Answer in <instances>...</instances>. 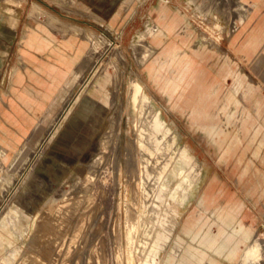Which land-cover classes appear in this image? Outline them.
Returning a JSON list of instances; mask_svg holds the SVG:
<instances>
[{"label": "rangeland", "instance_id": "rangeland-1", "mask_svg": "<svg viewBox=\"0 0 264 264\" xmlns=\"http://www.w3.org/2000/svg\"><path fill=\"white\" fill-rule=\"evenodd\" d=\"M153 1L155 0H126L123 12L111 14L107 19L101 17V21L96 14L85 12L72 5L73 1L71 0H18V2L17 0H0V4L2 3L0 5L1 22L4 21L6 24L15 27L23 14H25L23 18H27L26 15L31 12L34 5L32 3H36L39 8L53 17L54 23H60L62 27L89 30L97 38L93 41L98 46L96 49L90 42V45H93L92 57L84 56L78 65L70 84L56 107L53 108L52 114L49 116V123L47 126H41L46 131L40 136L41 138L34 139L26 147L16 172L5 167L4 171L0 173L7 179L6 182L0 184V264H35V262L41 264V260L39 262L41 258L42 264H54V262L55 264H130L131 258L134 259L135 264H153V262L165 264L170 254L176 256L178 264H213L214 262L218 264H264V255H260L264 254V205H261L260 237L249 242L244 252H240L238 257L232 258L233 254L224 250L226 246L222 241V237L228 231L234 233L228 228H221L223 236L220 240L206 247V236L209 241L213 231L218 229L220 224L223 226L227 224L225 220L222 221L218 218L219 215H223L221 214V206H214L213 217L206 214L208 210L204 205V191L201 188L195 189L200 181L204 180V169L200 172V168L203 166L205 168L207 165H213L220 170L226 165H234L236 160L243 157L241 159L245 161V164L253 165V161H256L257 166L264 167L262 155L264 153V108L258 107L259 101H264V97L256 91V80L253 81L248 76V74L250 75L248 70L251 69V66L246 65L247 62L243 66L240 61L242 57L237 55L234 47L243 32L252 24L254 13H249L244 9L246 7L242 0H217L207 11L201 4L209 0H197L196 5L192 0H181L180 4L157 0L147 10L146 5ZM236 3L240 4L243 10ZM167 14L172 16V21L175 23L176 29H174L173 36L156 37L150 34V28L159 29L160 22L166 18ZM178 17L181 18L182 23H180V18L176 19ZM241 19L242 25L237 23ZM254 30L253 27L248 32L242 44ZM170 38L174 39L175 49L172 50L171 56L164 57L163 60L167 62L161 65L158 75L150 78L145 69L146 64L155 57L157 51L159 52L165 47ZM142 39L156 47L153 56L147 60L142 59V42H140ZM87 41L89 43V39ZM195 43L197 46H194ZM242 44L241 46L244 47ZM190 49L193 54L197 53L201 56H188L186 53ZM179 56L182 58L173 62L174 58ZM246 57L250 58L249 56ZM260 57H256L255 64ZM180 60L181 62H179ZM188 62H192V67L186 69L185 66ZM206 68L210 69L212 73L205 85L201 77ZM183 72L184 74L187 73L186 80H189V83L181 86V89L186 93L184 98L190 97L196 87L194 82L198 80L202 81L201 90L207 98L199 103L200 99L197 96L193 99L192 106L184 110L177 108L165 91V78H168L167 82L180 81ZM217 73L223 75L222 82L213 85L215 77L218 76ZM136 75L139 76L137 79L143 83L145 91L153 98V101L143 113L134 108V113L137 116V120L134 122L129 113L132 79ZM110 77L116 78L114 83L102 84ZM159 79L160 81L157 82ZM90 80L91 86H98L96 96L104 108L101 126L98 132L85 143L87 144L85 150L76 154V159L73 162L66 163L59 160L58 163L52 164L48 158L53 154L48 155L46 153L47 148L55 139L54 136L59 132V127L62 124L68 125L69 120L72 123L80 118L78 113H74L78 109V102L79 106L80 104L86 105L90 98L87 95L81 96L82 88L79 87ZM176 93L178 94L179 91ZM158 110H160L161 118L172 129L165 137L161 133H153L152 125H150L154 118L153 115ZM116 116H120V119L117 120ZM131 120L132 122H130ZM209 126H214V129L210 131ZM108 128H112L113 134L109 147L104 144L105 135L109 132ZM176 129L180 132V137L177 139H175L174 134ZM132 131L136 134H133ZM74 133L77 136L81 135L78 129H74ZM133 135H135V139ZM63 136L61 137L62 142L67 139L71 141L70 136L67 135L66 139ZM84 140L82 143L86 142ZM132 140L135 141L133 143L136 145L137 152L135 148L133 151L129 148ZM228 145L231 146L230 156L223 159V154ZM158 150L161 153H158ZM134 151L136 153H133ZM143 152L146 156L145 162L142 164ZM130 154L132 155L130 156ZM133 154H136L137 158ZM148 155L153 157V163L147 162ZM133 156L135 159L132 158ZM128 157H131L130 159L133 161H129ZM128 161L129 164L134 162L137 167L135 169L139 170V173L129 171L131 165L129 166ZM190 162L193 163L190 165ZM93 164L95 165L93 166ZM91 167L95 169L92 170ZM80 168L84 169L83 173L79 172ZM89 173L91 175L93 173V175L91 176ZM132 173L133 178L131 175L132 180L130 181L129 174ZM134 174H139V176L135 177ZM215 175L220 176L221 174ZM148 182L153 185H147ZM73 188L74 190L76 188L77 191H74ZM84 188L88 189H86L88 193ZM82 189L89 195L82 193ZM262 189L264 190V188ZM72 191L75 192L76 196ZM84 195L85 198H82ZM73 204L74 207H71ZM93 207L96 209L98 207L96 210L98 212ZM72 208L74 212L76 211V216L73 212L69 215V212L73 211ZM70 209L72 210L70 211ZM132 210H135L138 218H143V220L142 224L132 231L135 236L132 235L131 242L129 240V227L133 215ZM42 212L47 215H42L44 214ZM80 212L82 215L79 214ZM83 212H86L84 216ZM39 215H41L40 218H38ZM77 215L78 218L80 217L79 219ZM45 216L47 221H43ZM62 216H65L67 220L69 216V223L65 224L67 220ZM86 218H90L89 220L92 221L88 222ZM96 219L101 220L93 223ZM78 220L80 223H77ZM202 221H208L209 226L207 225L204 235L195 240L192 234L186 232V227L198 225ZM37 222L42 224L38 225ZM44 222H48L50 225ZM43 224L46 228L44 230L41 229L44 226L40 227ZM53 224L58 228L54 229ZM72 224L77 225L74 227ZM90 224H95L97 227L93 229L94 232L88 231ZM101 224L102 230L100 229ZM85 226L89 228L87 229ZM84 228L87 230L84 231ZM63 229L67 230L64 232ZM33 230H35L37 239H40L37 241L39 243L35 242ZM42 230L46 234H43ZM52 231L56 233L51 234ZM87 232H90L89 235L95 236V238L90 239L91 241L89 240L90 245L94 247L90 248V252L88 250L85 253V261L82 263L79 257V248L76 250V246L79 247L80 237ZM47 233L50 234L47 235ZM60 234L62 238L58 236ZM46 235L50 237L47 238ZM52 235L53 239L57 237L58 240H53ZM42 239L44 246L42 242V244L40 243ZM45 241L52 243L47 244ZM220 241L223 244H220ZM66 242H68L67 249H64ZM253 244H256L263 253L252 251ZM26 246L27 248L31 246V248L27 249ZM45 246L48 247V251H45V249L47 250ZM220 247L223 248L222 254L217 251ZM40 248L42 249V256H40ZM73 248L76 251H73ZM31 249L33 251H30ZM26 250H29L28 253ZM57 251L60 255L56 254L58 257H54ZM30 252H33L31 256ZM73 252L77 255L72 254ZM44 254L48 256V260ZM61 254L63 255L61 256ZM189 255L190 259L186 261L185 257ZM26 256L32 260L31 263ZM54 258L61 260L56 259L54 261ZM76 258L80 260L78 259L77 262ZM27 261L29 262L27 263Z\"/></svg>", "mask_w": 264, "mask_h": 264}, {"label": "crops", "instance_id": "crops-1", "mask_svg": "<svg viewBox=\"0 0 264 264\" xmlns=\"http://www.w3.org/2000/svg\"><path fill=\"white\" fill-rule=\"evenodd\" d=\"M71 1H73L72 5L79 9L107 19L111 14L123 12L126 0ZM155 1L146 5L147 10ZM192 1L196 5L197 0ZM163 2L180 4L181 0H163ZM242 2L246 7L244 9L254 13V20L235 45L232 40L230 41L236 48L237 55L242 57L240 61L243 66L245 62L246 65L251 66L248 76L253 81L256 80V91L264 97V67L259 68L255 64L257 58L246 57L264 56L263 51H255L256 47L264 50V0H242ZM237 6L243 10L240 4ZM24 16L25 14L15 27L0 21V158L5 162L0 164V173L10 164L11 158L22 154L34 139L41 138L40 136L46 131L41 126H47L49 123L53 108L58 104L84 58V53L78 52L79 43L85 41L83 37L73 41V47H68L67 34L57 31L48 24L37 27L30 21V12L26 15L27 18H23ZM242 19L237 23L242 25ZM181 21L180 18V23ZM253 27L255 28L252 33L253 44L250 51H246L241 44ZM26 30H29L30 34L38 32L49 40V45L41 48L33 41L28 46L23 44ZM257 38L262 39L263 44L256 43ZM194 46L197 44L195 43ZM22 48L23 53H21ZM193 56L201 55L194 53ZM201 79L206 85L210 78L204 74ZM82 85L79 87L82 88L81 96L87 95L90 101L80 106L78 102V109L74 113L80 115L84 127L80 129L72 126L70 120L68 125L62 124L46 152L48 155L54 154L57 159L66 163L73 162L76 154L85 150L87 147L85 143L98 132L99 120L103 118V111L96 96L98 86H91V80ZM199 85L195 90L202 91L203 86ZM258 107L264 108V101H259ZM74 129H78L81 135L77 136ZM63 135H69L71 141L63 143L61 140ZM83 139L86 142L82 143ZM262 155L264 157V153ZM241 158L236 160L234 165H226L220 170L213 165L205 166L204 180L195 187L204 191V205L208 210L206 214L213 217L214 206H221V214L224 215L221 220H225L226 228L234 231V233L228 231L222 237L226 246L224 250L234 253L232 258L238 257L249 242L260 237L261 205H264L262 189L264 167L257 166L256 161H253V165L245 164ZM218 173L221 175H215ZM205 245L206 247L212 245V241H208L207 236Z\"/></svg>", "mask_w": 264, "mask_h": 264}, {"label": "bare ground", "instance_id": "bare-ground-1", "mask_svg": "<svg viewBox=\"0 0 264 264\" xmlns=\"http://www.w3.org/2000/svg\"><path fill=\"white\" fill-rule=\"evenodd\" d=\"M9 1V0H8ZM21 1V0H20ZM23 1V0H22ZM27 1V0H26ZM17 2H18V0H17ZM203 2V1H202ZM217 2V0H209V1H205L204 3H202L201 5H203V7L205 8V10L207 11L208 9H209V7H212L215 3ZM2 4V3H1ZM0 4V5H1ZM34 4V5H33ZM32 10H31V12H30V21H31V23H33V24H35L37 27H40V26H46V24H48V25H51L52 27H54V28H56V29H58L59 30V32H62V33H65V34H67V38H68V40H67V45H68V47H73V44H72V42L73 41H77L78 40V38L79 37H81V36H84L83 38H85V41H82L81 43H79V47H78V52H83L84 53V56H87V57H92V46L94 45L95 46V48L96 49H98V46H97V44H94V39H96L97 40V38L96 37H94V35H93V33H91L89 30H84L83 31V29H81V28H77V27H75V28H72V27H62L61 25H60V23L58 24V23H54L53 22V17H50V15H48L47 14V12L45 11V10H43V9H41V8H39V6H37L36 5V3H32ZM1 7V6H0ZM7 7H9V6H7ZM215 7V6H214ZM226 7V6H225ZM6 8V7H5ZM4 8V9H5ZM227 8V7H226ZM3 9V10H4ZM11 9H12V7H11ZM19 9H20V7H19ZM212 9V8H211ZM210 9V10H211ZM217 9V8H216ZM219 9V8H218ZM8 10V9H7ZM6 10V11H7ZM204 10V9H203ZM204 10V11H205ZM5 11V12H6ZM22 11V10H21ZM221 11H222V9H221ZM11 12V11H10ZM9 12V13H10ZM19 12V11H18ZM229 12V11H228ZM1 13V12H0ZM8 13V14H9ZM12 13H14L13 11H12ZM210 13H211V11H210ZM97 16H99L98 14H96ZM225 16V15H224ZM12 17V16H11ZM100 17H102V16H99V18L98 19H100L101 20V18ZM10 18V17H9ZM2 21V20H1ZM102 21V20H101ZM154 21V20H153ZM221 21V20H220ZM4 22V21H3ZM11 22V21H10ZM14 22V21H13ZM16 24V23H15ZM62 24V23H61ZM155 24V23H154ZM3 25V24H2ZM65 25V24H64ZM68 26H70V25H68ZM174 29H176L175 28V23L172 21V16L170 15V14H167L166 15V18L163 20V21H161L160 22V24H159V29H155L154 27H152V28H150V34H152V35H155L156 37H158V36H166V37H169V36H173V34H174ZM47 30V29H46ZM144 34V33H143ZM144 35H142V37H143ZM139 37V36H138ZM145 37V36H144ZM89 39V43H88V41L87 40ZM258 39V38H257ZM253 40H254V37H253V35L251 34V35H249L248 36V38L243 42V46H244V48H245V50H247V51H250V49H251V47H252V44H253ZM262 39H258V40H256V43L257 42H259V43H261L262 42V44H263V41H261ZM264 40V39H263ZM35 42L36 44H37V46H39V47H41V48H45L46 46H48L49 45V40H47V39H45L44 38V36H42V35H40L38 32L36 33H29V30H26L25 31V33H24V39H23V44H26L27 46L31 43V42ZM99 41V40H98ZM170 41V42H169ZM90 42H92V44L93 45H90ZM140 42H142L141 43V46H142V50H141V52H142V59L143 60H147L148 58H150L151 56H153V53H154V51H155V49H156V47L153 45V44H151V43H147L146 42V40H144V39H142V40H140ZM146 43V44H145ZM174 39H172V38H170V40H168L167 41V43L165 44V47L161 50V51H157L155 54L156 55H154L155 57H153V59L150 61V62H148L147 64H146V67H145V69L148 71V74H149V77L150 78H152L153 76H155L156 74L158 75V73H159V69L161 68V65L164 63V62H167L166 60H163L164 59V57L166 56V57H168V56H171L172 55V50H174L175 49V46H174ZM184 43H187L186 41H184ZM262 46V45H261ZM255 51H263L264 52V50H262L260 47H256L255 48ZM24 52V49L22 48L21 49V53H23ZM186 54H188V56H193V52H192V50L190 49V51L189 52H187ZM188 56H186V57H188ZM250 58H256L257 56H249ZM179 58H182V56H179L178 58H174V60H173V62H175L176 61V59H179ZM89 62V61H88ZM179 62H181V60L179 61ZM87 64V63H86ZM187 66H185V68L186 69H188V68H191L192 67V62H188L187 64H186ZM259 68H262V67H264V56H261L260 58H259V60L257 61V64H256ZM14 66V65H13ZM119 68V67H118ZM3 69V68H2ZM83 70V69H82ZM85 70V69H84ZM112 70V69H111ZM117 71H118V69H117ZM104 73V72H103ZM211 71H210V69H208V68H206L205 70H204V74H206V75H208V77H210V75H211ZM218 74V76H216L215 77V80H214V83H213V85L215 84V83H220V82H222V74L221 73H217ZM81 76V75H80ZM137 77L139 78V76L138 75H136V76H134L133 77V79H132V87H131V91H130V106H131V109H130V113L129 114H131V116H132V118L134 119L133 121L135 122L136 120H137V116L135 115V113H134V108L136 109H139L142 113H143V111L145 110V108L149 105V104H151L152 103V101H153V98L145 91V87H144V85H143V83L140 81V80H138L137 79ZM159 77V76H158ZM114 79H116V78H114ZM114 79H112L111 77L110 78H107V80H106V82L105 83H102V84H105V85H110V84H112V83H114ZM168 78H165V91L168 93V95H169V97L171 98V100H172V102H173V104L177 107V108H179V109H182V110H184L185 108H187V107H189V106H192V103H193V99H195L197 96H199V99H200V101H199V103H201L202 102V100L205 98V93L204 92H202V91H198V90H195L194 89V91L191 93V95H190V97H188V98H184L185 96H186V93L181 89V86L182 85H185V84H187V83H189V80L187 81L186 79H187V73H185L184 74V72L181 74V80L180 81H175V82H167L166 80H167ZM160 81V79L157 81V82H159ZM117 82H118V78H117ZM185 82V83H184ZM196 84V86L197 85H201L202 84V82H200L199 80L198 81H196V82H194V85ZM199 85V86H200ZM179 89V90H178ZM181 90V91H180ZM179 91V93L177 94L176 92H178ZM183 91V92H182ZM176 93V94H175ZM206 93H208V92H206ZM58 96V95H57ZM154 96V95H153ZM209 96V95H208ZM56 98V97H55ZM207 98H205V100H206ZM61 102V101H60ZM62 103V102H61ZM51 104V103H50ZM98 105V104H97ZM99 106L101 107V109H102V111H103V118H104V108H103V106L101 105V103H99ZM164 106V105H163ZM51 107V106H50ZM129 107V106H128ZM49 108V107H48ZM48 110V109H47ZM150 113V112H149ZM45 115V114H44ZM118 116H116V119L118 120V119H120V116L117 118ZM153 119L151 120V123L152 124H150V125H152V129H153V133H157V134H162L163 135V137H165V136H167V134L172 130L171 128H170V126L167 124V122L165 121V120H163L162 118H161V116H160V110H158V111H156L155 112V114L153 115ZM171 117V116H170ZM103 118L102 119H100L99 120V124H98V128L97 129H99L100 128V126H101V122H102V120H103ZM148 119H149V117H148ZM142 120V119H141ZM139 121V120H138ZM147 121V120H146ZM119 122H120V120H119ZM130 122H132V120L130 121ZM133 122V123H134ZM173 123V122H172ZM147 124V123H146ZM174 124V123H173ZM71 125L72 126H76V127H78V128H80V129H82L84 126H83V123H82V120L80 119V118H77L76 120H74V122H72L71 123ZM149 125V126H150ZM141 126V125H140ZM148 126V125H147ZM145 128V127H144ZM209 129H210V131H212L213 129H214V126H209L208 127ZM109 129V132H107V134L105 135V139H104V144H105V146H108L109 147V145L111 144V141H112V128H108ZM111 129V130H110ZM148 129V128H147ZM144 130V129H143ZM33 131V130H32ZM134 131V130H133ZM133 131H132V133H133ZM151 131V130H150ZM135 134H136V132H134ZM133 133V134H134ZM179 133L180 132H178L177 131V129L174 131V134H175V139H177V137H180L179 136ZM143 134V133H142ZM69 136V135H68ZM134 136V139H135V135H133ZM145 136V135H144ZM63 138H67V135H64L63 136ZM159 139V138H158ZM130 141V140H129ZM70 141L67 139V140H65L63 143H69ZM133 142H135V141H133L132 140V144H131V147H129V148H131L132 149V151H133V149L135 148V151L137 152V150H136V145L133 143ZM144 142H145V140H144ZM163 143H164V140H163ZM129 146H130V144H129ZM0 148H1V145H0ZM129 148H128V151H129ZM148 148H150L149 146H148ZM163 148V147H162ZM159 149V148H158ZM189 149H190V147H189ZM105 150H106V148H105ZM150 150H152V148H150ZM161 150H163V149H161ZM132 151H130L131 153H132ZM133 152V153H136V152ZM154 151H156V149H154ZM159 151V150H158ZM230 151H231V146L230 145H228L227 147H226V149H225V152H224V154H223V159H227L228 158V156H229V153H230ZM157 152V151H156ZM155 152V153H156ZM178 152V151H177ZM2 153V152H1ZM3 153H5V151L3 150ZM151 153V152H150ZM158 153H161L160 151L158 152ZM158 153H157V155H158ZM170 153V152H169ZM184 153V152H183ZM190 153V152H189ZM193 153V152H192ZM152 154V153H151ZM100 155V154H99ZM104 155H106V154H104ZM116 155V154H115ZM132 154H130V156H131ZM133 155H136V154H133ZM154 155V154H153ZM164 156H165V154H163ZM166 155H169V154H166ZM97 156V155H96ZM113 156H114V153H113ZM128 156V155H127ZM145 156H146V154L143 152L142 153V158H143V162H142V164L145 162ZM149 156V158H148V163L150 164L152 161L154 162V160H152V156L151 155H148ZM184 156V155H183ZM189 156V155H188ZM116 157V156H115ZM114 157V158H115ZM136 158H137V155L135 156ZM135 157L133 156L132 158H134L135 159ZM190 157V156H189ZM23 158V156H22V154H18V155H16V156H14L13 158H11V160H10V164L8 165V166H5V167H8L9 169H11V171L12 172H16V170H17V168L19 167V165H20V162H21V159ZM104 158H105V156H104ZM131 158V157H130ZM129 157H128V159H129V161L130 160H132V159H130ZM49 161L52 163V164H56V163H58L59 162V159H57V157L53 154V155H50L49 156ZM159 159V158H158ZM189 159V158H188ZM191 159V158H190ZM100 160V159H99ZM116 160V159H115ZM137 160V159H136ZM141 160V159H140ZM165 160V159H164ZM167 160V159H166ZM129 161H128V164H129ZM133 161V160H132ZM152 162V163H153ZM3 163H5L4 161H3V159H1L0 158V164H3ZM132 164H129V171L130 172H138L136 169H135V167H136V165H134V162H131ZM137 163V162H136ZM135 163V164H136ZM193 163V162H192ZM191 162H190V165L192 164ZM5 165V164H4ZM95 164H93V166H94ZM171 165V164H170ZM150 166H152V165H150ZM149 166V167H150ZM189 166V165H188ZM140 167H142V166H140ZM148 167V168H149ZM154 167V166H153ZM92 168V170L93 169H95V168H93V167H91ZM98 168H99V166H98ZM137 168V167H136ZM90 169V168H89ZM97 169V168H96ZM202 169H203V167L202 168H200V172L202 171ZM133 170H135V171H133ZM141 170V169H140ZM148 170V169H147ZM3 171V170H2ZM78 171V170H77ZM91 171V170H90ZM152 171V170H151ZM155 171V170H154ZM1 172V171H0ZM79 172L80 173H83L84 172V169H81L80 168V170H79ZM88 172H89V170H88ZM92 172V171H91ZM99 172V171H98ZM142 172V171H141ZM139 173V172H138ZM143 173V172H142ZM90 175H91V173H89ZM88 174V175H89ZM96 174V173H95ZM149 174V173H148ZM154 174V173H153ZM92 175H93V173H92ZM91 175V176H92ZM132 175V178H133V173L132 174H129V178H130V176ZM136 174H134V176H135ZM87 176V175H86ZM137 176H139V174L138 175H136L135 177H137ZM153 176V175H152ZM134 177V178H135ZM141 177H143V175H141ZM145 177V176H144ZM155 177H158V176H155ZM78 178V177H77ZM92 178V177H91ZM136 179V178H135ZM139 179V178H138ZM144 179V178H143ZM146 179V178H145ZM150 179V178H149ZM152 179V178H151ZM150 179V180H151ZM157 179V178H156ZM82 180V179H81ZM84 180V179H83ZM132 179L130 178V181H131ZM7 181V179L6 178H4V176H2V175H0V184L1 183H4V182H6ZM15 181V180H14ZM90 181H91V179H90ZM89 181V182H90ZM144 181H146V180H144ZM147 181H149V180H147ZM9 182V181H8ZM131 183H133V182H131ZM135 183V182H134ZM143 183V182H142ZM154 183V182H153ZM160 183V182H159ZM75 184V183H74ZM77 184V183H76ZM87 184H89V183H87ZM86 184V185H87ZM150 184V186H152L151 185V183L150 182H148V184L147 185H149ZM78 186V185H77ZM135 186V185H134ZM79 187H80V185H79ZM89 187H91L90 186V184H89ZM39 189H41L40 187H38ZM77 188V187H76ZM75 188V190L77 191V189ZM81 188H83V187H81ZM150 188V187H149ZM155 188V187H154ZM85 189V188H84ZM87 189V188H86ZM85 189V190H86ZM136 189V188H135ZM145 189H146V187H145ZM73 190H74V188H73ZM74 190V191H75ZM80 190V189H79ZM78 190V191H79ZM88 190V189H87ZM86 190V191H87ZM74 191H72V193L74 194L75 192ZM81 191H83V189L81 190ZM80 191V192H81ZM79 192V193H80ZM135 192H137V191H135ZM78 193V192H77ZM76 193V194H77ZM82 193H85L84 191L82 192ZM87 193H88V191H87ZM87 193H85V194H87ZM137 194V193H136ZM75 195V194H74ZM87 195H89V194H87ZM93 195V194H92ZM135 195V194H134ZM147 195V194H146ZM54 196V195H53ZM76 196V195H75ZM77 196H78V194H77ZM73 197V196H72ZM138 197V196H137ZM58 198V197H57ZM75 198H77V197H75ZM74 198V199H75ZM82 198H85V195H84V197H82ZM81 198V199H82ZM135 198V197H134ZM62 199V198H61ZM69 199V198H68ZM142 199V198H141ZM51 200V199H50ZM60 200V199H59ZM137 200V199H136ZM74 201V200H73ZM85 201V200H84ZM46 202V201H45ZM51 202V201H50ZM57 202V201H56ZM59 202V201H58ZM57 202V203H58ZM88 202H90V201H88ZM87 202V203H88ZM145 202V201H144ZM75 203V202H74ZM82 203V202H81ZM86 203V202H85ZM137 203V202H136ZM157 203V202H156ZM47 204V203H46ZM51 204V203H50ZM61 204V203H60ZM77 205V204H76ZM158 205V204H157ZM84 206H85V204H84ZM83 206V207H84ZM87 206H88V204H87ZM86 206V207H87ZM94 206H95V204H94ZM150 206V205H149ZM47 207H48V205H47ZM56 207V206H55ZM71 207H74V204L73 205H71ZM80 207H81V204H80ZM85 207V208H86ZM141 207V206H140ZM68 208H70V207H68ZM79 208V207H78ZM77 208V209H78ZM94 209H95V211L96 210H98V207H97V209L95 208V207H93ZM93 208H90L91 210L93 209ZM48 209V208H47ZM46 209V210H47ZM56 209H57V207H56ZM62 209V208H61ZM73 209V208H72ZM72 209H70V211L72 210ZM76 209V208H75ZM76 209V210H77ZM93 209V210H94ZM145 209V208H144ZM45 210V211H46ZM51 210V209H50ZM90 210V211H91ZM66 211V210H65ZM168 211V210H167ZM46 212H48V211H46ZM55 213H56V211H54ZM74 213V215L76 214L75 212H74V209H73V211H71V212H69V215L71 214V213ZM92 212H94V211H92ZM96 212H98V211H96ZM132 217H131V222H130V227H129V240L132 242V235H134V234H132V231H134L135 229H137L138 228V226L140 225V224H142L141 222H142V220H143V218L141 219H139L138 218V216H137V214H136V212H135V210H132ZM146 212V211H145ZM42 213H44V214H42V215H45L46 213L45 212H42ZM58 213V212H57ZM84 213L86 214V212H83V216H84ZM88 213V212H87ZM176 213V212H175ZM50 214V213H49ZM48 214V215H49ZM79 214H81L82 215V213L80 212ZM78 214V215H79ZM91 214V213H90ZM95 214V213H94ZM151 214V213H150ZM47 215V214H46ZM64 215H66V214H64ZM68 215V214H67ZM73 215V216H74ZM78 215H77V218H78ZM81 215H79V216H81ZM93 215V214H92ZM153 215V214H152ZM156 215V214H155ZM59 216H60V214H59ZM72 216V217H73ZM76 216V215H75ZM82 216V217H83ZM99 217H100V215H98ZM150 216V215H149ZM165 216H167V215H165ZM41 217V215H39L38 216V218H40ZM46 217V216H45ZM45 217H43L44 219H43V221H47V217H46V219H45ZM48 217H50V216H48ZM62 217H64L65 219H66V217L65 216H62ZM71 217V218H72ZM98 217V218H99ZM141 217V216H140ZM157 217V216H156ZM222 217H223V215H219V219L221 220L222 219ZM57 218V217H56ZM68 218V220L66 221V220H64V221H66V223L65 224H67V222L69 223V219H70V217L68 216L67 217ZM80 218V217H79ZM78 218V219H79ZM90 218H92V217H90ZM90 218H86V219H88V222L89 221H92V220H89ZM94 218H95V215H94ZM164 218V217H163ZM52 219V218H51ZM50 219V220H51ZM58 219H60V218H58ZM63 219V218H62ZM84 219V218H83ZM85 219V220H86ZM99 220H101V219H99ZM99 220H97L96 219V221L94 222L93 221V223H96V222H98ZM180 220V219H179ZM38 221V220H37ZM48 221H49V219H48ZM56 221V220H55ZM58 221V220H57ZM64 221H63V223H64ZM79 222H77V223H80V220H78ZM157 221V220H156ZM38 222H40V221H38ZM37 222V223H38ZM51 222V221H50ZM53 222H54V220H53ZM52 222V223H53ZM44 223H46V224H48V222H44ZM58 223V222H57ZM84 223V222H83ZM86 223H87V220H86ZM100 223H102L101 221H100ZM167 223V222H166ZM39 224H42V223H38V225ZM45 224V225H46ZM61 224V223H60ZM160 224H162V223H160ZM32 225V224H31ZM48 225H50V224H48ZM52 225V224H51ZM71 225V224H70ZM73 225V224H72ZM75 225H77V224H75ZM75 225H73L74 227H75ZM147 225V224H146ZM151 225H153V224H151ZM170 225V224H169ZM176 225V224H175ZM207 225H208V221L206 222V221H202V222H200L198 225H191V226H187L186 227V232L188 233V234H192L195 238V240L196 239H198L199 237H201L202 235H204V233L206 232V230H207ZM28 226V225H27ZM42 226H44V224L43 225H40V227H42ZM53 226H54V229H56V228H58V226L57 227H55V225L53 224ZM66 226V225H65ZM68 226V225H67ZM88 226V225H87ZM87 226H85V228H89L88 229V231L89 230H92V232H94L93 231V229L94 228H97V227H95V224H90L89 225V227H87ZM100 226V225H99ZM105 226V225H104ZM165 226H166V224H165ZM171 226V225H170ZM209 226V225H208ZM34 227H35V225H34ZM49 227V226H48ZM52 227V226H51ZM63 227H64V225H63ZM74 227H72L73 229H74ZM101 228V230L103 229L102 228V224H101V226H100ZM106 227V226H105ZM172 227H174V226H172ZM39 228V227H38ZM44 228H45V226L43 227V228H41V229H43L44 230ZM84 228V231L85 230H87V229H85ZM221 228L223 229V228H226L225 226H223L222 224H220L219 225V228L218 229H215L214 231H213V233H212V235H211V237H210V241H212V243H217L219 240H220V238H221V236H223L222 235V232H223V230H221ZM46 229V228H45ZM70 229V228H69ZM82 229H83V227H82ZM165 229V228H164ZM172 229H174V228H172ZM37 230V229H36ZM42 230V232H43V234L45 233L44 231ZM53 230V229H52ZM64 230V232L67 230H65V229H63ZM63 230H61V231H63ZM166 230V229H165ZM34 231V235L36 234L35 233V230H33ZM39 231H40V228H39ZM47 231V230H46ZM60 231V230H59ZM70 231V230H69ZM164 231V230H163ZM169 231V230H168ZM171 231V230H170ZM174 231V230H173ZM24 232V231H23ZM38 232V231H37ZM48 232H49V229H48ZM54 232L55 231H52V232H50L51 234L53 233L54 234ZM64 232H61V233H64ZM98 232V231H97ZM166 232V231H165ZM40 233H41V231H40ZM49 233V234H50ZM56 233V232H55ZM59 233V232H58ZM57 233V234H58ZM78 233V232H77ZM135 233V232H134ZM170 233V232H169ZM25 234V233H24ZM39 234V233H38ZM46 234V233H45ZM48 233H47V235H49ZM70 234H71V232H70ZM70 234H67V235H70ZM83 234V233H82ZM90 234V232L88 233H85V234H83L80 238L81 239H79L78 241H79V247H77L76 245V250L78 249V252L80 253V255H79V257H80V259H81V262L83 263L84 261H85V253H87V251L89 250V252H90V248H92V247H94V246H91L90 245V242H89V240L90 239H92V237H94L95 238V236H91V235H89ZM168 234V233H167ZM166 234V235H167ZM46 235V236H47ZM94 235V234H93ZM39 236V235H38ZM42 236H44V235H42ZM59 237L61 236V238H62V235L60 234V235H58ZM72 236H74V235H72ZM91 236V237H90ZM135 236V235H134ZM168 236H169V234H168ZM20 237V236H19ZM34 237V236H33ZM48 237H50V236H47V238ZM90 237V238H89ZM140 237V236H139ZM161 237V236H160ZM38 237L35 235V239H36V241L35 242H37V241H39L38 239H37ZM42 238V237H41ZM79 238V237H78ZM30 239V238H29ZM34 239V240H35ZM52 239H53V235H52ZM54 239H57V237H55ZM53 239V240H54ZM70 239V238H69ZM75 239V238H74ZM134 239H135V237H134ZM47 241H48V239H46ZM50 240V239H49ZM53 240H52V242H53ZM58 240V239H57ZM138 240H139V238H138ZM141 240H142V238H141ZM43 239L40 241V243L42 242L43 243ZM47 241H45V242H47ZM91 241V240H90ZM96 241V240H95ZM155 241H158V240H155ZM22 242V241H21ZM31 242V241H30ZM50 242V241H49ZM49 242H47V244L49 243ZM52 242H50V243H52ZM63 242V241H62ZM93 242H94V239H93ZM142 242H143V240H142ZM28 243V242H27ZM32 243V242H31ZM30 243V244H31ZM34 243V242H33ZM37 243H39V242H37ZM36 243V244H37ZM41 243V244H42ZM67 243L68 242H66V248H64V249H67ZM78 243V242H77ZM155 243V242H154ZM30 244H28V245H30ZM35 244V243H34ZM46 244V243H45ZM62 244V243H61ZM76 244V243H75ZM220 244H223L221 241H220ZM33 245V244H32ZM39 245V244H38ZM59 245V244H58ZM78 245V244H77ZM94 245H95V242H94ZM132 245V244H131ZM130 245V246H131ZM134 245V244H133ZM43 246H44V243H43ZM46 246H48V245H46ZM45 246V248H47V250L45 249V251H48V247H46ZM50 246H51V244H50ZM50 246H49V249H51L50 248ZM52 246H53V244H52ZM61 246H63V244L61 245ZM156 246H159V245H156ZM161 246V245H160ZM159 246V247H160ZM36 247V245L34 246V248ZM42 247V246H41ZM54 247V246H53ZM73 247H74V245H73ZM142 247V246H141ZM146 247V246H145ZM26 248H27V246H26ZM31 248V246H29V248H27V249H30ZM39 248V247H38ZM37 248V249H38ZM55 248H56V246H55ZM72 248V247H71ZM133 248V247H132ZM139 248H140V246H139ZM156 248V247H155ZM37 249H36V252H37ZM41 249V248H40ZM143 249V248H142ZM147 249V248H146ZM164 249V248H163ZM55 250V249H54ZM58 250V249H57ZM76 250H74V248H73V251H76ZM140 250V249H139ZM165 250V249H164ZM251 250L252 251H257V252H261L260 251V249H259V247L256 245V244H253L252 245V247H251ZM27 251V253H28V251L29 250H26ZM30 251H33L32 249L30 250ZM44 251V250H43ZM44 251V252H45ZM52 251V250H51ZM61 251V250H60ZM59 251V252H60ZM146 251V250H145ZM217 251L218 252H220L221 254L223 253V248H218L217 249ZM53 252V251H52ZM51 252V254H53ZM139 252V251H138ZM141 252V251H140ZM163 252V251H162ZM33 253V252H32ZM31 252L29 253L30 254V256H31V254H32ZM41 255L40 256H42V249H41ZM39 252H38V254H40ZM46 253V252H45ZM50 253V252H49ZM66 253V252H65ZM78 253V254H79ZM261 253H263V252H261ZM26 254V253H25ZM37 254V255H38ZM47 254H48V252H47ZM50 254V255H51ZM56 254L58 255L59 253H58V251L55 253V256L54 257H58V256H56ZM63 254H64V251H63ZM63 254H61V256L63 255ZM72 254H75V252H73ZM234 254V253H233ZM28 255V254H27ZM75 255H77V254H75ZM130 255H132V254H130ZM138 255H140V253H138ZM260 255H264V254H260ZM29 256V255H28ZM34 256V254L32 255V257ZM44 256H45V258H47V260H48V256H46L45 254H44ZM53 256V255H52ZM253 256V255H252ZM27 257V256H26ZM25 257V258H26ZM31 257V258H32ZM71 257V256H70ZM76 257V256H75ZM133 257V256H132ZM142 257H143V255H142ZM154 257V256H153ZM261 257H263V256H261ZM28 258V257H27ZM26 258V259H27ZM35 258V257H34ZM39 258H41V257H39ZM44 258V257H43ZM53 258V257H52ZM61 258V257H60ZM72 258H73V256H72ZM71 258V259H72ZM24 259V258H23ZM22 259V260H23ZM37 259V258H36ZM50 259V258H49ZM57 259V258H56ZM55 258H54V261L56 260ZM59 259V258H58ZM57 259V260H58ZM77 259V258H76ZM79 259V258H78ZM77 259V262L80 260H78ZM153 260H155L154 258H152ZM151 259V260H152ZM190 259V255L189 256H186L185 257V260L187 261V260H189ZM261 259V258H260ZM21 260V259H20ZM28 260H30L29 258H28ZM34 260V259H33ZM40 260H41V262H40ZM59 260H61V259H59ZM58 260V261H59ZM70 259L68 258V261H69ZM74 260V259H73ZM253 260V259H252ZM31 261L32 260H30V263H31ZM51 261V260H50ZM53 261V262H54ZM67 261V260H66ZM251 261V260H250ZM258 261V260H257ZM19 262V261H18ZM24 262H25V259H24ZM29 261H27V263H28ZM33 262H35V261H33ZM39 262L42 264V258L41 259H39ZM43 262H45V261H43ZM47 262V261H46ZM57 262V261H56ZM61 262V261H60ZM71 262H73V261H71ZM160 262V261H159ZM20 263H22V262H20ZM37 263H38V261H37ZM51 263V262H50ZM74 263V262H73ZM76 263V262H75ZM80 263V262H79ZM130 264H135L134 263V259L133 258H131L130 259V262H129ZM149 263V262H148ZM26 264V263H25ZM34 264V263H33ZM35 264H36V262H35ZM39 264V263H38ZM43 264H45V263H43ZM49 264V263H48ZM54 264H55V262H54ZM58 264V263H57ZM60 264V263H59ZM70 264V263H69ZM78 264V263H77ZM83 264H85V263H83ZM87 264V263H86ZM89 264V263H88ZM153 264H158V262H153ZM165 264H178V261H177V258H176V256H174V255H168V258H167V260H166V262H165ZM185 264V263H184ZM213 264H218L217 262H214Z\"/></svg>", "mask_w": 264, "mask_h": 264}]
</instances>
